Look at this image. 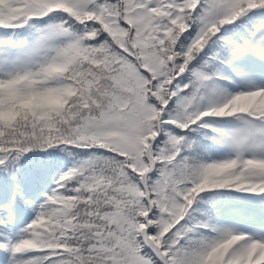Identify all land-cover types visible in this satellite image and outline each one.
Segmentation results:
<instances>
[{
	"label": "snow or ice",
	"instance_id": "snow-or-ice-1",
	"mask_svg": "<svg viewBox=\"0 0 264 264\" xmlns=\"http://www.w3.org/2000/svg\"><path fill=\"white\" fill-rule=\"evenodd\" d=\"M0 264H264V0H0Z\"/></svg>",
	"mask_w": 264,
	"mask_h": 264
}]
</instances>
